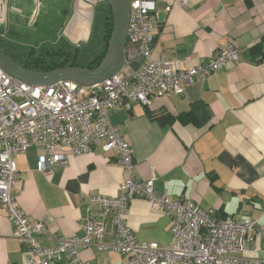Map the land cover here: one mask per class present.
<instances>
[{"label":"crops","instance_id":"1","mask_svg":"<svg viewBox=\"0 0 264 264\" xmlns=\"http://www.w3.org/2000/svg\"><path fill=\"white\" fill-rule=\"evenodd\" d=\"M50 1L53 9L62 2L7 0L6 13L0 10V39L7 29L24 27L18 20L26 15L31 20V11ZM104 1L66 0L70 13L57 35L74 45L86 41L92 5ZM179 1L156 0L159 25L154 59L174 58L180 69H188L231 44L240 50V61L192 82L181 95L168 93L150 98L146 105L134 102L130 109L114 108L109 122L131 147L134 179H153L155 195L180 198L202 210L213 208L217 217L247 212L264 226V0H186L185 6ZM256 46L262 55L252 62L248 49ZM203 107L207 121L201 126L176 120ZM161 112L173 121L148 118ZM37 153L30 147L13 157L19 175L15 199L30 219L46 223L47 231L39 239L43 248H51L52 236L84 235L86 208L98 210L89 197L116 196L124 173L101 145L88 154L69 157L48 173L38 172ZM124 224L141 243L164 248L171 241L170 214L153 212L145 199L129 203ZM253 247L256 251L247 256L264 258V239L255 238ZM78 256L86 264L124 261L122 255L99 252L94 246L80 248ZM24 259L0 206V264H24Z\"/></svg>","mask_w":264,"mask_h":264},{"label":"built area","instance_id":"2","mask_svg":"<svg viewBox=\"0 0 264 264\" xmlns=\"http://www.w3.org/2000/svg\"><path fill=\"white\" fill-rule=\"evenodd\" d=\"M181 6L186 0L179 1ZM7 0H0L6 13ZM159 25L156 0H129V18L122 67L111 78L91 87L71 81L49 86L27 85L0 68V206L22 247L24 264H86L80 248L96 247L124 257L122 264H264L247 256L255 252V238L264 239V226L247 212L218 218L215 210H202L180 198L155 195L153 179H134L131 147L109 122L117 107L149 103L152 97L181 95L194 81H202L227 65H236L240 50L233 45L216 51L198 66L180 69L174 58L156 60L152 48ZM97 145L116 158L124 180L116 196L94 194L86 208L82 237L52 236L54 246L43 248L39 236L47 231L44 222L30 219L18 206L15 192L19 175L13 157L28 148L37 150V170L48 173L69 157L90 153ZM145 199L153 212L170 214L171 241L164 248L141 243L124 224L129 203Z\"/></svg>","mask_w":264,"mask_h":264},{"label":"trees","instance_id":"3","mask_svg":"<svg viewBox=\"0 0 264 264\" xmlns=\"http://www.w3.org/2000/svg\"><path fill=\"white\" fill-rule=\"evenodd\" d=\"M111 29V14L106 0L104 3L102 2L95 7L91 32L87 44L74 60L72 55L73 47L69 45L68 42L62 41V44L54 48H49L47 46L41 47L39 42H37V45L31 44L29 47H19L14 44H11V47L10 44L7 45L6 43H4V45L14 50L11 55H6L25 70L46 72L61 69L70 63L75 68L95 69L105 55ZM261 55L262 53L257 49V46L248 49V57L252 62L256 61L255 58ZM148 118L151 120L163 119L168 122L173 121L165 112L149 114ZM176 120L185 124L189 123L194 126H201L207 121V115L203 107L197 112L188 111L180 114Z\"/></svg>","mask_w":264,"mask_h":264},{"label":"water","instance_id":"4","mask_svg":"<svg viewBox=\"0 0 264 264\" xmlns=\"http://www.w3.org/2000/svg\"><path fill=\"white\" fill-rule=\"evenodd\" d=\"M112 29L105 55L95 69L75 68L68 64L51 71H30L16 64L0 48V68L11 77L33 86H49L58 81H71L81 87H91L111 78L122 67L129 18V0H107ZM80 41L77 46H84Z\"/></svg>","mask_w":264,"mask_h":264},{"label":"flooded vegetation","instance_id":"5","mask_svg":"<svg viewBox=\"0 0 264 264\" xmlns=\"http://www.w3.org/2000/svg\"><path fill=\"white\" fill-rule=\"evenodd\" d=\"M68 1V0H67ZM106 1V0H105ZM104 1V2H105ZM103 2V3H104ZM46 3V2H45ZM48 4L43 6V7H36V9H34L32 12V19L30 20L28 17L30 15H26L25 20L23 19H19L18 22L20 24H22L24 27H22L21 29H12V30H6L2 37V40L0 39V48L4 51V53H6L7 55H11L13 53V49L11 48V44L13 45H17L19 47H29L31 44L33 45H37V42L40 43L41 47L47 46L49 48H54L60 44H62L61 42H68L66 39L60 37L58 34V31L60 30L64 20L66 19L65 17L69 15L70 11L68 9V6L66 7V0H62V2L60 3L61 5H57L58 8L55 7V9L52 8V6L54 7V3L53 2H47ZM100 3L97 4H93L92 8H91V16H92V21H93V15H94V9L97 5H99ZM42 10V11H41ZM76 12L78 13V9L76 10ZM77 15V14H76ZM80 15V14H79ZM83 15V14H82ZM77 18V16L75 17V19ZM38 20L41 21L42 20V25H45V22H52L54 25H57V32L54 33V35L52 36L51 39H43L40 41H36L33 42L29 39V36L26 35L25 33H23V28L25 29V31L27 30H34L33 28L37 29V25H38ZM92 27V25H91ZM9 31V32H8ZM17 32H21V35L16 37V35H14V33ZM91 32V30H90ZM90 36V35H89ZM89 38V37H88ZM88 40V39H87ZM87 40L83 41L85 42V45L87 44ZM80 42V41H79ZM4 43H6L7 45L10 44L11 47L4 45ZM78 43V42H77ZM77 43L71 44L68 42L69 45H72L73 47V60L77 57L78 53H81L83 51L84 46H77ZM15 53V52H14Z\"/></svg>","mask_w":264,"mask_h":264},{"label":"rangeland","instance_id":"6","mask_svg":"<svg viewBox=\"0 0 264 264\" xmlns=\"http://www.w3.org/2000/svg\"><path fill=\"white\" fill-rule=\"evenodd\" d=\"M42 11V10H41ZM57 25H54L52 22H45V25H42V20H38L37 29L27 30L23 28V33L29 36V39L33 42L40 41L43 39H51L55 32H57Z\"/></svg>","mask_w":264,"mask_h":264}]
</instances>
